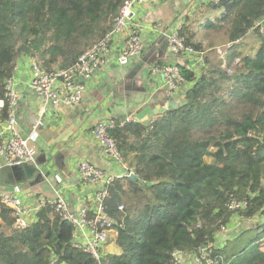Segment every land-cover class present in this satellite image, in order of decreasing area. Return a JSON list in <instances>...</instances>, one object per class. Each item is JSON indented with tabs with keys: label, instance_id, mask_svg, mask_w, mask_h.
Segmentation results:
<instances>
[{
	"label": "trees",
	"instance_id": "1",
	"mask_svg": "<svg viewBox=\"0 0 264 264\" xmlns=\"http://www.w3.org/2000/svg\"><path fill=\"white\" fill-rule=\"evenodd\" d=\"M125 1L0 0V124L20 59L48 72L70 67L113 28ZM263 22L264 0L200 4L179 33L206 54L199 71L178 65L189 84L179 105L110 130L137 177H117L106 200L121 253L98 261L74 247L75 227L53 205L18 227L0 198V264H174L175 251L200 257L212 246L216 264H264ZM219 47L231 72L215 58ZM233 200L244 207L230 208ZM235 219L240 229L217 246Z\"/></svg>",
	"mask_w": 264,
	"mask_h": 264
},
{
	"label": "crops",
	"instance_id": "2",
	"mask_svg": "<svg viewBox=\"0 0 264 264\" xmlns=\"http://www.w3.org/2000/svg\"><path fill=\"white\" fill-rule=\"evenodd\" d=\"M205 2L207 0H158L137 6L128 26L116 36L110 52L103 57L92 76L84 80L85 93L82 101L76 105L55 106L46 103L30 86L32 58L20 59L14 72V87L19 93L16 109L19 131L28 137L33 134L37 119H42L44 123L38 126L30 141L35 162L29 163L28 169H13L0 160V198H14L25 208H32L39 198L62 197L69 208L76 211L91 202L96 192L94 186L81 181L78 170L80 161H88L121 177L125 169L99 151L92 129L101 120L136 119L141 111L150 107L148 114L158 104L164 106L169 103L171 97L179 102L184 88L189 84L170 96L163 76L153 72V67L157 64L195 63V55L173 54L167 39L170 34L179 31L187 15ZM134 29L141 34L143 52L127 64H122L119 61L120 49ZM196 70L199 71V68ZM164 110L162 108L160 113ZM2 130L3 122L0 124V135ZM57 152H62L66 157L64 171L57 168L50 158ZM46 158L45 166L38 165ZM41 169L44 177L37 178ZM29 218L32 223L36 216L31 212ZM116 237L117 234H113L106 252L121 253ZM224 244L225 240L221 245L217 243L218 246ZM186 263L199 264L193 254L188 255Z\"/></svg>",
	"mask_w": 264,
	"mask_h": 264
},
{
	"label": "built area",
	"instance_id": "3",
	"mask_svg": "<svg viewBox=\"0 0 264 264\" xmlns=\"http://www.w3.org/2000/svg\"><path fill=\"white\" fill-rule=\"evenodd\" d=\"M157 1L126 0L114 20L113 28L101 40L87 49L68 68L48 72L35 59H32L31 88L46 103L55 106L79 104L85 93L84 80L92 76L103 61V57L110 52L116 36L122 33L128 26L134 9L137 6ZM167 41L169 49L173 54L177 56L184 54L201 55L199 58L201 62L203 58L202 53L195 51L192 46L188 45L185 37L180 35L179 31L170 34ZM143 49L144 43L141 34L137 29H134L122 44L119 61L122 64H127L134 56L141 54ZM217 51L221 57L225 58L226 50L224 48L219 47ZM187 66L190 69L196 70V61L192 65ZM223 66L228 68L230 72L232 71L226 62L223 63ZM153 72L163 76L170 96L177 94L176 92L186 85L185 78L177 64H157L153 67ZM5 96L8 104V117L3 122V130L0 135V160L11 166L34 163L35 157L30 147V141L33 140V134L36 132L38 126L44 122L40 118L37 119L34 125V132L28 137H24L20 133L16 115L19 93L14 87V74L7 80ZM4 105L5 101L3 99L0 100V106ZM130 120H134V118H127L122 121L114 119L101 120L92 129V136L97 143L99 151L104 156L123 166L127 175L133 172L127 170V163L124 162L117 142L109 132L118 124L122 125ZM78 170L81 181L94 186L96 192L91 202L83 205L76 211L71 210L66 200L62 197L39 198L37 199L36 206L32 208H25L14 198L5 197L3 201L15 210L17 217L16 225L18 227H25L31 223L29 213L32 212L36 216V213L41 208L47 205L55 206L62 218L70 221L75 227L73 246L83 249L85 252L91 254L93 258L100 261L106 252L105 248L113 237V234H118L116 229L117 221L107 212L106 206V200L109 197V186L117 176L84 160L78 163ZM244 205V202L233 200L230 208L238 209L244 207ZM213 249V246L211 248H203L201 256L196 257L198 263L202 264L203 259H206L207 264H216L214 260L209 258ZM188 255V253L182 251H175L173 253L174 264H184V259Z\"/></svg>",
	"mask_w": 264,
	"mask_h": 264
},
{
	"label": "water",
	"instance_id": "4",
	"mask_svg": "<svg viewBox=\"0 0 264 264\" xmlns=\"http://www.w3.org/2000/svg\"><path fill=\"white\" fill-rule=\"evenodd\" d=\"M178 105H179V102H177L176 100H174V98L171 97L169 103L165 104L164 106H161V104H158L157 107L154 110H151V112H149L148 114H146V113L149 111L150 107L141 111L139 114H137V120L141 121V122L150 121L157 114L160 113L162 108L167 109L170 107H177ZM50 158L53 159V161H54L53 163L57 168H59L60 170H63V171L65 170V168L67 166V160H66L65 155L62 152H57L56 154H54ZM46 163H47V158H46V160L39 162L38 165L45 166ZM28 166H29L28 164H24V165H13L12 167H13V169H16V168L28 169ZM42 171H43L42 169H41V171H39L37 178H43L44 177L45 173H43ZM126 175H127V172H125L122 176H126ZM130 177L132 179L137 178L134 173L130 174Z\"/></svg>",
	"mask_w": 264,
	"mask_h": 264
},
{
	"label": "rangeland",
	"instance_id": "5",
	"mask_svg": "<svg viewBox=\"0 0 264 264\" xmlns=\"http://www.w3.org/2000/svg\"><path fill=\"white\" fill-rule=\"evenodd\" d=\"M205 54H206V52L205 53L203 52L202 53V57H205ZM195 56H196L195 58H196L197 68H201L203 58H202V60L200 62L199 61V58H200L201 55H195ZM215 58H216V60H219V61L222 60V62L225 63V58L221 57V55L219 54L218 51L216 52ZM212 160H213L212 157H209V156L206 157V161L207 162H211ZM234 225H236V226H234ZM239 228H240V220L239 219H235V222L233 223V226H230L227 229H223L217 235L219 237L218 238V241H219L218 244L221 245V244H223L224 240L226 241V240H228V238H233L235 236V234L237 233V230H239ZM216 245H217V243H216ZM263 248H264V246H263ZM187 259H188V257L184 259L185 260V263L184 264H187L186 263L187 262Z\"/></svg>",
	"mask_w": 264,
	"mask_h": 264
}]
</instances>
